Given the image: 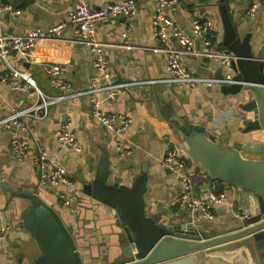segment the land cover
Returning <instances> with one entry per match:
<instances>
[{"label": "crops", "instance_id": "0c3cea01", "mask_svg": "<svg viewBox=\"0 0 264 264\" xmlns=\"http://www.w3.org/2000/svg\"><path fill=\"white\" fill-rule=\"evenodd\" d=\"M123 0H0L19 8L20 13L4 11L0 13V31L23 34L32 27L46 30L56 23L66 21L70 11L79 2L92 8L106 3ZM137 13L131 16L112 17L97 25L96 36L107 44V57L110 70L115 72L118 81L162 79L169 76L167 57L154 52L159 44L153 35L152 20L157 10L154 0H136ZM234 21L239 23L242 34L252 33L254 49L264 48V0H225ZM222 0H174L164 8L175 24L194 39L197 48L205 47L204 35H195L192 21L195 18H210L213 21L212 47L226 50L222 43L224 25L220 13ZM127 33V36H124ZM71 27L61 36L38 42L29 55L14 51L0 62V74L10 76L14 68L32 71L38 86L47 94L61 93L46 73L49 63L66 65V78L72 83L75 96L67 97L51 105L48 116L36 119L25 116L28 138L32 151L43 146L47 152L48 166H64L71 175L73 185L70 189L53 186L40 181V169L32 160L18 161L11 150L12 132L0 127V224L10 228L0 240V264H12L26 253L28 246L41 254L34 233L23 224L20 202L28 200L21 196L39 193L61 214L68 224H73L78 249L85 254L86 264H104L106 255L117 239L116 216L109 208L95 201L81 191L84 179L90 178L99 164L104 151L108 152L109 181L114 184L131 185L142 167H148L150 180L146 192L148 208L159 214L164 221L192 222L202 233L218 234L237 227L245 212L250 213L245 190L241 187L219 181L217 187L226 190L223 203H214V218L203 219L177 202L181 189V174L189 173L194 179L193 195L201 196L210 189L212 179L207 171L197 165L177 141L174 131L189 122L206 124L213 129L220 146L228 148L233 141L243 143L256 141L264 131L243 133L244 113L231 96H223L218 86L199 84L195 88L171 83H143L129 88L119 101L103 100L100 109L106 113H125L131 118L129 127L117 137V141L130 153L118 150L112 133L106 126L92 116L90 78L96 74L90 49L76 40ZM124 41L133 44L128 48ZM178 46V42L174 41ZM231 52V51H229ZM232 53V52H231ZM184 63L197 75L216 76L219 71L231 74L229 66L219 58L185 55ZM106 93L102 92L101 97ZM35 97L25 90H15L9 83L0 82V120L13 110L30 106ZM68 124L81 147L80 151L64 145L55 138V131ZM169 149H176L186 159V167L174 171L162 165ZM70 192L76 203L71 210L63 204L62 194ZM85 201V203H82ZM242 243L234 240L221 245L233 250ZM230 252V251H228ZM9 255V257H7ZM254 264H264V250L252 253L242 252ZM252 257V258H251Z\"/></svg>", "mask_w": 264, "mask_h": 264}, {"label": "water", "instance_id": "95a60500", "mask_svg": "<svg viewBox=\"0 0 264 264\" xmlns=\"http://www.w3.org/2000/svg\"><path fill=\"white\" fill-rule=\"evenodd\" d=\"M220 13L224 25L222 43L234 54L229 71L232 70L235 81L219 85L218 91L235 101L242 100L238 106L244 113L243 133L264 131V48L255 51L252 33L242 34L226 1L221 3ZM216 75L225 73L219 71ZM174 135L212 179L245 190L250 215L231 231L218 234L202 233L191 221H164L148 208L145 197L150 180L148 167H142L131 185L111 183L108 152L104 151L96 172L85 178L80 188L116 216L117 239L109 248L104 264H254L242 252L264 250V142L260 141L261 137L247 143L236 139L224 148L213 129L193 122L176 128ZM21 196L28 199L20 202L23 224L34 233L41 254L29 245L27 252L12 264H86L85 254L78 249L73 224L65 222L60 212L38 192ZM234 240L242 243L233 250L220 247Z\"/></svg>", "mask_w": 264, "mask_h": 264}, {"label": "built area", "instance_id": "2783aa9c", "mask_svg": "<svg viewBox=\"0 0 264 264\" xmlns=\"http://www.w3.org/2000/svg\"><path fill=\"white\" fill-rule=\"evenodd\" d=\"M157 10L152 20L153 35L159 40V44L154 46V52L164 53L167 57V68L169 76L162 79L118 81L116 73L110 70L107 57V44L96 36L97 25L102 21H107L112 17L131 16L137 13L138 4L136 0H123L120 2L106 3L99 8H92L84 2H79L70 11L66 21L54 24L49 29L32 27L23 34L4 33L0 31V62L5 60L14 51L24 55H29L34 46L46 39L56 38L62 35L67 27H71L77 37L76 40L86 45L92 53V62L96 69V74L90 78L89 93L91 94L92 116L102 122L112 133L118 150L122 153L131 151L123 147L118 141L119 137L130 125L131 118L125 113H106L100 109L103 100L111 102L119 101L124 97L130 87L143 83H171L178 86L195 88L199 84L216 86L232 83L235 80L231 74L221 77L201 76L195 74L183 61L185 55H195L198 57L219 58L222 63L230 66L234 54L212 47L213 21L210 18H195L192 21V30L195 35H204L205 47L197 48L194 39L182 31L175 21L165 14L164 8L174 0H154ZM4 11H14L20 13L19 8H14L10 4L0 3V13ZM127 36V33H124ZM178 42V46L173 42ZM123 46L131 48L133 44L124 41ZM46 73L51 83L60 89L61 93L56 96L45 93L37 84L30 69L14 68L10 76L0 74V82L9 83L15 90L29 91L35 97L34 102L22 109L13 110L10 114L0 120V127L12 132L11 150L18 161L32 160L40 169V181L53 186H62L70 189L73 181L68 170L61 165L49 167L47 163V152L43 146L35 151L31 149L28 138L24 136L27 130L25 116H32L36 119H44L50 112L51 105L57 101L70 96L80 94L73 92L72 83L66 78V65L52 62L46 67ZM105 92V97L100 94ZM57 141L80 151L81 147L74 132L68 124L62 125L54 133ZM186 159L179 155L176 149H169L167 155L162 160V165L176 171L178 168L186 167ZM218 180H214L210 189L201 196L193 195L195 182L189 173L181 174V189L177 196V202L185 206L193 213H198L203 219H213L214 212L212 205L223 203L227 196L226 190L217 187ZM63 204L71 210L76 209V203L70 192L62 194ZM250 215L245 212L241 218ZM10 228V225L0 224V240Z\"/></svg>", "mask_w": 264, "mask_h": 264}]
</instances>
